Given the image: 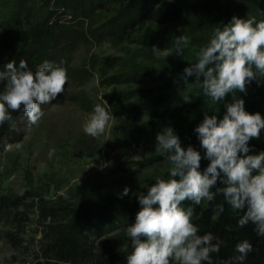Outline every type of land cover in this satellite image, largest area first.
Listing matches in <instances>:
<instances>
[{
    "label": "rangeland",
    "instance_id": "obj_1",
    "mask_svg": "<svg viewBox=\"0 0 264 264\" xmlns=\"http://www.w3.org/2000/svg\"><path fill=\"white\" fill-rule=\"evenodd\" d=\"M68 3L0 0V42L16 45L24 33L57 18L63 36L55 54L68 75L65 92L41 106V121L30 125L24 118L17 138L0 148V264H38L44 232L53 225L43 209L102 206L126 187L130 192L123 198L131 199L146 180L170 176L167 155L155 152L157 135L144 144L137 140L139 126L152 115L134 117L125 107L139 90L175 98L194 93L198 85L195 77L188 78V86L183 80L184 69L197 62L198 48L187 47L189 53L183 54L163 49L183 36L176 26L148 19L121 42L96 40L92 30L119 17L124 3H98L88 16L71 13ZM107 59L113 61L108 72L103 68ZM103 99L115 119L104 135L93 138L83 126L97 104L107 107ZM254 140L264 146V136Z\"/></svg>",
    "mask_w": 264,
    "mask_h": 264
},
{
    "label": "clouds",
    "instance_id": "obj_2",
    "mask_svg": "<svg viewBox=\"0 0 264 264\" xmlns=\"http://www.w3.org/2000/svg\"><path fill=\"white\" fill-rule=\"evenodd\" d=\"M180 42L187 45L190 41L181 36ZM153 51L160 53L155 47ZM176 52L183 54V49L177 47ZM190 77H195L204 95L215 103L229 93L246 92L247 84L264 77V21L234 17L231 23L217 28L207 46L197 54V62L184 69L185 86ZM2 82H6V88L0 94V128L13 120L12 112L21 110L29 124L36 125L45 115L41 106L65 92L68 75L65 68L48 61L33 72L25 60H20L18 66L13 60L0 70ZM182 99L192 102L189 94H183ZM103 105L107 107H94L83 126L84 132L93 138L104 135L115 119L104 99ZM226 107L223 119L206 115L195 128L205 156L192 146L183 148L171 127L157 134L155 152L167 155L171 178H158L146 195H138L141 210L135 223L127 228L134 249L127 264H213L212 256L220 252L222 241L212 233L200 235V228L192 222L195 207L185 209L181 205L184 201H192L195 206L210 204L217 193L231 209H246L238 220L239 227L251 223L257 235L264 237V152L249 155V142L260 138L264 117L246 112L243 99ZM54 154L55 149L50 150L49 157ZM205 158L210 163L201 172ZM218 182L223 186L217 187ZM214 188L216 192L212 191ZM129 192L126 187L120 198ZM225 204L216 205L213 220L225 211ZM235 250L240 254L235 259L243 264L252 245L242 241Z\"/></svg>",
    "mask_w": 264,
    "mask_h": 264
},
{
    "label": "trees",
    "instance_id": "obj_3",
    "mask_svg": "<svg viewBox=\"0 0 264 264\" xmlns=\"http://www.w3.org/2000/svg\"><path fill=\"white\" fill-rule=\"evenodd\" d=\"M111 2H123L124 10L119 17L92 30L93 39L121 42L132 27L151 19L157 24L174 25L183 36L189 38L187 45L178 43V38H175L163 47L172 54H177V47L182 48L184 53H189L187 47H196L200 51L207 46L215 30L231 23L234 17L255 18L257 23L264 21V0H69L67 10L88 16L98 3L108 5ZM56 25L57 18L38 25L29 34L24 33L16 45L0 42V70L13 60L17 66L20 60H25L28 69L33 72L39 70L45 61L60 66L55 53L63 33L59 34ZM111 67L113 61L107 59L103 68L108 72ZM5 88L6 82L0 83V94ZM153 93L148 90L134 92L135 101L125 107L126 113L134 117L142 113L152 115L151 121L138 128L137 140L140 144L162 129L171 127L179 136L183 148L192 146L205 156L206 151L200 145L195 128L206 115L223 119L227 112L226 105L234 103L236 99H243L246 112L253 115L259 113L264 117V77L247 84L246 92L229 93L218 103L204 95L199 84L195 92L189 94L191 103H185L181 95L168 98ZM117 101L118 105L122 104L121 100ZM162 106H165L164 109ZM11 114L13 120L0 128V148L17 138V126L27 117L22 110ZM260 136H264V130H261ZM249 147V155L264 152V146L259 141L250 140ZM209 163L206 158L202 159L199 170L204 172ZM157 179L146 180L131 199L109 195L102 206L43 209L42 216L52 219L53 225L46 227L44 232L38 264H127V257L134 251L127 228L135 223L137 213L141 210L138 195L141 192L146 195ZM222 186L218 182L217 187ZM212 191L216 192V189ZM219 204L225 202L223 196L217 193L215 201L210 204L205 202L195 206L192 201H184L181 205L185 209L195 207L192 222L200 228V235L212 233L222 241L220 252L212 256L213 264H240L235 259L240 255L235 249L242 241L252 245V251L247 254L243 264H264V237L257 235L251 223L243 228L238 226V220L246 209L235 211L225 204V211L213 220L215 207ZM154 207L158 208L159 205Z\"/></svg>",
    "mask_w": 264,
    "mask_h": 264
}]
</instances>
